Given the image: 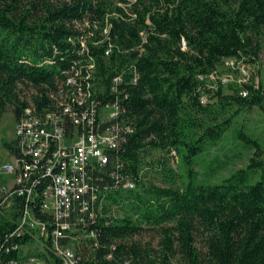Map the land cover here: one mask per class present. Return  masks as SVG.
Returning a JSON list of instances; mask_svg holds the SVG:
<instances>
[{"label":"trees","instance_id":"trees-1","mask_svg":"<svg viewBox=\"0 0 264 264\" xmlns=\"http://www.w3.org/2000/svg\"><path fill=\"white\" fill-rule=\"evenodd\" d=\"M263 40L264 0H0V124L8 111L19 121L32 105L53 110L51 94L80 58L94 61L97 99L120 110L111 124L121 141L93 172L103 210L89 226L98 238L74 243L83 264H264V140L240 124L233 138L252 152L247 167L216 184L195 170L244 111L264 114L251 69ZM230 59L251 75L223 85ZM156 151L164 157L148 161ZM174 155L181 185L166 159ZM16 218L0 219V264L23 263L28 240L12 236ZM150 235L157 249L137 240Z\"/></svg>","mask_w":264,"mask_h":264},{"label":"built area","instance_id":"built-area-1","mask_svg":"<svg viewBox=\"0 0 264 264\" xmlns=\"http://www.w3.org/2000/svg\"><path fill=\"white\" fill-rule=\"evenodd\" d=\"M82 46L80 56L85 55V43ZM224 66L236 67L240 81L249 78L247 68L236 60ZM94 73L92 59H78L51 94L54 109L42 114L32 105L15 123L14 153L9 152L2 166L11 179L0 186V219L17 213L12 236L28 240L22 246V264H83L74 243L98 238L90 226L103 203L92 183L93 172L108 163V152L121 138L117 123L111 124L119 116L118 104L97 99ZM122 82L116 76L111 90L117 92ZM231 82L227 75L222 79L223 85ZM124 188L133 189L135 183L127 180Z\"/></svg>","mask_w":264,"mask_h":264},{"label":"rangeland","instance_id":"rangeland-1","mask_svg":"<svg viewBox=\"0 0 264 264\" xmlns=\"http://www.w3.org/2000/svg\"><path fill=\"white\" fill-rule=\"evenodd\" d=\"M254 73L258 74L260 72L259 82L263 84L264 87V40L262 41V50L259 55V61L257 67H253ZM223 73L230 77L231 81H238L241 78L239 71L236 67L226 68L222 67ZM253 71V70H252ZM251 70L247 68V77H250ZM240 124L244 125L246 131L255 136H259L264 140V114L256 107L251 110L244 111L241 116L236 120L233 130H231L225 138L218 143L217 146L211 147L206 150L205 154L198 158L195 170L199 175V179L205 183L216 184L221 182L223 179L230 177L234 172L245 169L249 163V159L252 156V152L245 150L239 144L234 141L233 134L235 127ZM15 128V116L12 111H8L4 114L1 124H0V186L5 185L11 179L10 175H6L3 170V164L9 158V151L5 146L7 142H13ZM164 155L160 152L151 153L147 160L157 163L159 159H162ZM169 161L170 168L180 177L177 180L178 185L187 182L185 169L182 165L181 158L178 155L173 157H167ZM222 166L217 172L211 170L212 166ZM154 183L161 185L160 175L150 176ZM137 240L151 241L155 249L158 248V237L156 235L146 236L144 238H137Z\"/></svg>","mask_w":264,"mask_h":264},{"label":"crops","instance_id":"crops-1","mask_svg":"<svg viewBox=\"0 0 264 264\" xmlns=\"http://www.w3.org/2000/svg\"><path fill=\"white\" fill-rule=\"evenodd\" d=\"M15 123H16V120H15ZM9 154V153H8ZM8 160H9V158H8Z\"/></svg>","mask_w":264,"mask_h":264}]
</instances>
